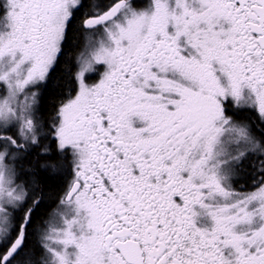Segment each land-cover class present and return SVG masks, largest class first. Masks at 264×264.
I'll use <instances>...</instances> for the list:
<instances>
[{"label":"snow or ice","instance_id":"6c2138e0","mask_svg":"<svg viewBox=\"0 0 264 264\" xmlns=\"http://www.w3.org/2000/svg\"><path fill=\"white\" fill-rule=\"evenodd\" d=\"M0 264H264V0H0Z\"/></svg>","mask_w":264,"mask_h":264},{"label":"trees","instance_id":"16d2710c","mask_svg":"<svg viewBox=\"0 0 264 264\" xmlns=\"http://www.w3.org/2000/svg\"><path fill=\"white\" fill-rule=\"evenodd\" d=\"M70 65L62 66V69L69 68ZM69 72L62 70L57 73V77L49 84L47 92L45 93V107L51 109L53 103L56 102L60 92L68 85ZM48 187L46 193L48 196H52L59 191V186L51 181L47 182Z\"/></svg>","mask_w":264,"mask_h":264}]
</instances>
